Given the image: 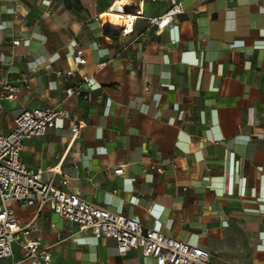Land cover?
<instances>
[{"label":"crops","instance_id":"crops-1","mask_svg":"<svg viewBox=\"0 0 264 264\" xmlns=\"http://www.w3.org/2000/svg\"><path fill=\"white\" fill-rule=\"evenodd\" d=\"M177 1L183 14L161 31L148 20L169 0H0V80L19 87L1 103L0 134L23 110L62 103L64 87L87 76L88 99L62 104L80 120L78 137L57 122L24 142L21 161L208 252L212 264H264V0ZM115 4L136 17L124 38L102 22ZM57 70L71 73L66 84ZM119 166L123 175H112ZM9 206L32 224L21 239L47 250L49 264H156L139 251L119 255L112 240L48 208ZM21 256L14 244L0 264H29Z\"/></svg>","mask_w":264,"mask_h":264},{"label":"built area","instance_id":"built-area-1","mask_svg":"<svg viewBox=\"0 0 264 264\" xmlns=\"http://www.w3.org/2000/svg\"><path fill=\"white\" fill-rule=\"evenodd\" d=\"M169 9L161 16L150 18L149 26L164 30L173 19L183 14L181 3L169 0ZM111 13H118L113 7ZM126 19L128 14L122 12ZM129 32L120 31L119 36L124 38L133 32L132 16ZM112 31V30H110ZM12 41V45H17ZM77 67L85 65V58L81 51L74 57ZM106 63H99L104 67ZM54 74L65 84L71 73L57 70ZM23 85L28 88V80L22 79ZM93 89L91 78L80 77L73 85L64 87L62 103L46 109L23 110L14 120V127L6 134H0V261L12 256L13 245L17 244L22 250L21 261L29 264H49L51 255L47 250L38 248L31 241H23L20 234L28 235L31 223L23 225L10 208L11 202L22 206L33 207L38 212L48 208L67 222L76 225L80 232H89L93 238L112 240L116 245L117 253L121 256L130 251H139L142 257L152 258L156 264H212L208 252L170 237L163 232L143 228L135 219L125 217L109 211L107 208L88 202L76 193L68 192L56 186L53 177L47 181L41 178L42 170L28 168L20 159L24 142L43 136L54 128L57 122H63L70 132L71 140H75L80 132V120L62 104L69 98L88 99V93ZM19 87L7 81L0 80V107L3 101H13L17 98ZM154 170V167H151ZM51 173L54 174L53 170ZM114 176L124 173V166L111 171ZM68 184L67 179L61 181V186Z\"/></svg>","mask_w":264,"mask_h":264},{"label":"bare ground","instance_id":"bare-ground-1","mask_svg":"<svg viewBox=\"0 0 264 264\" xmlns=\"http://www.w3.org/2000/svg\"><path fill=\"white\" fill-rule=\"evenodd\" d=\"M115 10H117L118 13H110L107 17H105L102 22L103 25L110 27L112 31H122L125 30L126 32H129L131 29V20L133 17L130 15L129 19H126L123 15H119L123 8L119 6V4H115L113 7ZM136 13L141 14L140 10H135Z\"/></svg>","mask_w":264,"mask_h":264},{"label":"water","instance_id":"water-1","mask_svg":"<svg viewBox=\"0 0 264 264\" xmlns=\"http://www.w3.org/2000/svg\"><path fill=\"white\" fill-rule=\"evenodd\" d=\"M105 30H107V31H110V30H111V28H110V27H107V26H105Z\"/></svg>","mask_w":264,"mask_h":264}]
</instances>
